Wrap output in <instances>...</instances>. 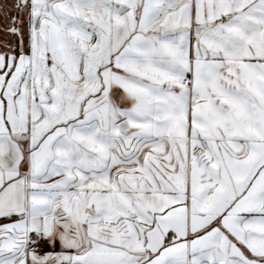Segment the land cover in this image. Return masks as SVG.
<instances>
[{
  "label": "snow or ice",
  "instance_id": "snow-or-ice-1",
  "mask_svg": "<svg viewBox=\"0 0 264 264\" xmlns=\"http://www.w3.org/2000/svg\"><path fill=\"white\" fill-rule=\"evenodd\" d=\"M0 264H264V0H0Z\"/></svg>",
  "mask_w": 264,
  "mask_h": 264
},
{
  "label": "built area",
  "instance_id": "built-area-1",
  "mask_svg": "<svg viewBox=\"0 0 264 264\" xmlns=\"http://www.w3.org/2000/svg\"><path fill=\"white\" fill-rule=\"evenodd\" d=\"M43 247V246H42Z\"/></svg>",
  "mask_w": 264,
  "mask_h": 264
}]
</instances>
